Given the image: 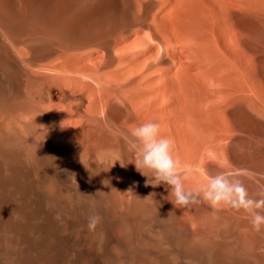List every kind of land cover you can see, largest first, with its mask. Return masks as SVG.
Instances as JSON below:
<instances>
[{
	"label": "bare ground",
	"instance_id": "1",
	"mask_svg": "<svg viewBox=\"0 0 264 264\" xmlns=\"http://www.w3.org/2000/svg\"><path fill=\"white\" fill-rule=\"evenodd\" d=\"M148 121L186 189H264V0H0V264H264L243 210L136 169Z\"/></svg>",
	"mask_w": 264,
	"mask_h": 264
},
{
	"label": "clouds",
	"instance_id": "2",
	"mask_svg": "<svg viewBox=\"0 0 264 264\" xmlns=\"http://www.w3.org/2000/svg\"><path fill=\"white\" fill-rule=\"evenodd\" d=\"M124 139L133 153L136 169L148 177L149 184L165 185L169 189V196L173 197L171 202L175 206L204 203L212 209L227 206L236 211L243 210L250 216L253 230H264V189L255 196L250 194L240 178L244 175L242 171L202 173L206 182L195 189H186L184 181L193 171L200 170L182 164L180 159L173 155V141L160 135L159 124L152 121L138 124L129 130ZM100 221L98 214H89V231H95Z\"/></svg>",
	"mask_w": 264,
	"mask_h": 264
}]
</instances>
